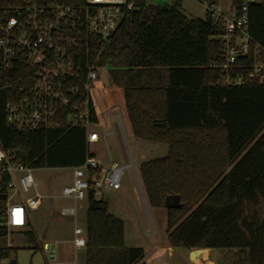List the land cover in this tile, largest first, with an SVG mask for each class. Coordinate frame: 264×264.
<instances>
[{
  "label": "trees",
  "instance_id": "trees-1",
  "mask_svg": "<svg viewBox=\"0 0 264 264\" xmlns=\"http://www.w3.org/2000/svg\"><path fill=\"white\" fill-rule=\"evenodd\" d=\"M247 13L249 34L264 48V1ZM219 31L207 14L186 16L181 0H133L111 35L100 61L109 66V86L94 82L90 121L108 125L106 110L117 103L129 134L167 145L164 156L138 167L148 205L165 208V245L127 246L123 221L89 191L85 264H166L168 247L229 250L228 264H264V84L247 79L243 67L229 70L241 83L225 81ZM14 86L0 79V144L13 159L32 169L72 168L95 156L85 126L68 123L70 107L55 127L8 124L4 104ZM22 237L35 240L31 225Z\"/></svg>",
  "mask_w": 264,
  "mask_h": 264
},
{
  "label": "built area",
  "instance_id": "built-area-1",
  "mask_svg": "<svg viewBox=\"0 0 264 264\" xmlns=\"http://www.w3.org/2000/svg\"><path fill=\"white\" fill-rule=\"evenodd\" d=\"M193 1L220 29L215 37L222 43L225 81L241 83L244 77H232L229 70L243 67L247 79L264 84V48L249 34L247 13L249 4L264 0ZM132 8L133 0H0V79L7 87L15 82L4 104L7 123L23 130L55 127L70 107L68 123L85 126L88 144L104 139L105 134L89 129L94 124L90 91L108 66L100 61L111 35ZM115 120L122 132L119 117ZM71 169V182L61 195L75 201L89 191L96 196L102 188L120 189L122 176L129 177L128 163L112 162L106 168L95 156ZM31 171L0 144V264H15L2 251L28 229L29 211L42 203L40 193L30 194L35 186ZM133 175L136 180L134 170ZM60 214L74 216L75 205L61 207ZM71 242L74 248L84 247L85 230L75 227ZM48 251L51 264H62L52 247Z\"/></svg>",
  "mask_w": 264,
  "mask_h": 264
},
{
  "label": "rangeland",
  "instance_id": "rangeland-1",
  "mask_svg": "<svg viewBox=\"0 0 264 264\" xmlns=\"http://www.w3.org/2000/svg\"><path fill=\"white\" fill-rule=\"evenodd\" d=\"M146 1L154 5H162L170 4L174 0ZM181 7L183 13L188 17L202 18L204 16L203 7L193 0H181ZM108 67L103 69L100 74L101 81L105 86H109L107 83ZM120 112V105L113 103L106 110V115L112 117L111 126L105 128L97 124L90 125V130L105 134V138L96 143H90L88 147L103 167H109L112 162H117L120 166L123 162L128 163L129 177L126 174L122 176L119 190L102 188L101 193L95 198L104 199L107 202L108 211L123 221L125 242L128 246L158 247L164 241L165 208L148 205L138 167L142 161L164 156L167 153V145L162 142L133 138L125 127H123L122 134L117 120L113 117L115 114H119V120L122 123ZM112 129L115 134H112ZM133 170L138 178L143 197L140 194ZM31 174L35 186L30 194L35 191L43 196L41 205L37 209L29 211L35 240L28 241L22 236H14L11 241L13 249L11 258L16 260V264H51L48 248H50L49 245H52L57 261L62 264H72L77 258L80 264L83 260V247L74 248L71 241L75 227L79 226L85 230L86 199L75 201L61 195L63 186L71 182L72 169L35 168L32 169ZM74 205L76 207L74 216L60 214L61 207ZM186 251L181 248H172L168 264H192L187 259ZM208 254L211 260H219V264H228L233 257L229 250L210 249Z\"/></svg>",
  "mask_w": 264,
  "mask_h": 264
},
{
  "label": "water",
  "instance_id": "water-1",
  "mask_svg": "<svg viewBox=\"0 0 264 264\" xmlns=\"http://www.w3.org/2000/svg\"><path fill=\"white\" fill-rule=\"evenodd\" d=\"M135 176H136V173H135ZM136 180H137V184L139 185L137 176H136ZM138 187H139L140 194L142 196V190L140 188V185ZM174 202H175V198L173 196H168L165 199V203L167 206H173ZM49 246L51 247L52 245H49ZM188 260L192 264H214V263L219 264V260L213 261L208 258V248H195V249L189 250ZM12 263H16V260L13 259Z\"/></svg>",
  "mask_w": 264,
  "mask_h": 264
},
{
  "label": "crops",
  "instance_id": "crops-1",
  "mask_svg": "<svg viewBox=\"0 0 264 264\" xmlns=\"http://www.w3.org/2000/svg\"><path fill=\"white\" fill-rule=\"evenodd\" d=\"M205 14V13H204ZM115 116H118L119 117V114H115L113 117H115ZM107 119H108V125H100L101 127H109V126H111V120H112V117H110V116H107ZM121 120H122V118H121ZM97 125H99V124H97ZM121 126H122V134H123V127H124V124H123V122L121 123ZM112 131H113V129H112ZM131 137H133L131 134H129ZM134 138V137H133ZM96 157V156H95ZM117 190H119V189H117ZM124 240H125V232H124ZM125 244H126V242H125ZM127 245V244H126ZM165 245V234H164V241H163V244L161 245V246H158V247H147V246H142V247H144V248H146V249H148V250H150V251H152V250H154V249H157V248H161V247H163ZM128 246V245H127ZM171 249L172 248H170V247H168V255H167V262H166V264H168V260H169V255H170V253H171ZM210 249H208V251H209ZM188 250L186 251V256H187V259H188ZM208 258L210 259V256H209V254H208ZM82 261L80 262V264H85V249H84V247H83V255H82ZM189 261V260H188ZM72 264H79L78 263V261H77V258H75V260L73 261V263Z\"/></svg>",
  "mask_w": 264,
  "mask_h": 264
}]
</instances>
